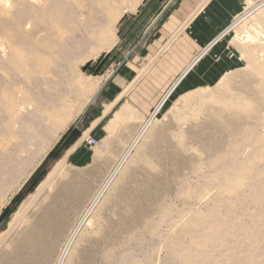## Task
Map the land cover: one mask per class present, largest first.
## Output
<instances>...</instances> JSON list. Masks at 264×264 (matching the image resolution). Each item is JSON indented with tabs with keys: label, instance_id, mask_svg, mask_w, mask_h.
<instances>
[{
	"label": "rangeland",
	"instance_id": "1",
	"mask_svg": "<svg viewBox=\"0 0 264 264\" xmlns=\"http://www.w3.org/2000/svg\"><path fill=\"white\" fill-rule=\"evenodd\" d=\"M166 1L175 11L182 5ZM131 2L0 0V217L38 172L0 220V264L41 217L49 225L42 231L53 238L42 241L29 264H55L102 187L61 264H264V0H241L229 26L197 56L196 63L203 61L177 83L194 58V46L181 35L189 13L179 14L188 17L180 28L177 20L169 24L166 37H156L171 15L161 16L159 4L156 21L144 26L150 15L138 23L124 13L115 45L98 55L102 33ZM152 37L155 50L142 54ZM125 58L135 60L134 83L143 80L133 93L135 109L105 119L99 145L77 149L87 163L74 165L70 151L64 153L77 138L72 132L99 115L105 100L96 93L73 122L78 130L72 124L44 168L45 157L25 180L51 143L53 123L65 122L64 98L83 104L87 91L79 83L119 69ZM159 89L166 92L156 99ZM143 93L156 99L154 109L135 126L125 123L148 111L135 105ZM148 119L146 133L106 183Z\"/></svg>",
	"mask_w": 264,
	"mask_h": 264
},
{
	"label": "crops",
	"instance_id": "2",
	"mask_svg": "<svg viewBox=\"0 0 264 264\" xmlns=\"http://www.w3.org/2000/svg\"><path fill=\"white\" fill-rule=\"evenodd\" d=\"M141 1L142 0H137V1L132 0V2L128 6H126V8L117 10V16L114 19V24L108 28L109 30L108 29L106 30L107 32L105 31L104 33H102V35L106 33L108 35L106 34L107 36L104 38L100 37L101 39L99 43L105 46V48L101 50V52L98 55H100L101 53L109 52L112 49V47L115 45L116 43V37H115L116 24H117V21L121 18V16L124 13H134L133 15H135V18L133 17L134 19H131V22H138V23L143 22L146 15H150V17L147 20H144V23H143V26H144V24H148V23L150 24V22H153V20L156 21V17L155 16L153 17L152 14L155 12L154 9H156L157 4H159V7L161 6V9L159 7L158 8L160 10H164L163 12H159L160 10L157 8V11L159 12V14L161 13V16L163 15L164 17L168 15V13H170L171 15L170 16L168 15L167 18L163 19V21L160 22L159 24L160 27H158L156 31V37H162V34H163V37H166L164 33L165 30L169 27V24H172V23L174 24L176 20L177 21L175 24H177L178 26L175 28H180L181 25L183 24L181 22H184V20L186 21L188 17L187 16L184 17L183 15V19H182V18H179L180 16L179 14L181 12L189 13L190 18L191 17L192 18L191 19L189 18L190 19L189 23L183 29L184 34H181V35H184L189 41H191L192 45L194 46L195 48L194 58L192 57V60H193L192 63L188 65V67L183 69V71L180 73V77L178 78V80H176L175 83H177L180 80V78H184L189 73H191V71H193L199 65V63L203 61L204 58L202 57L196 63L197 56H199V54L202 53V50L206 46H208L226 27L229 26L232 17L235 16V14L237 13V7L241 6V0H182L183 3H181L182 1L179 3L182 5L178 7L177 11H175L176 9L174 10L173 6L169 4L170 2L169 1L167 2L166 0H146L144 4H141L142 6L137 8V6H139ZM131 6L133 7L132 9L125 10L127 8H130ZM193 11H196L194 15H192ZM171 35L172 34H170L169 36ZM152 38H151L150 43L147 45V47L144 50L140 49L142 54L143 52L144 53L147 52V49L152 50L151 53L155 50V47L152 48V46L155 43L154 42L153 44H151L154 41V38L153 39ZM164 39L165 38H163V40ZM90 58L94 59L88 56L87 60ZM125 59L123 60L124 62L122 63L119 69L118 67L115 69H113V67H110L108 74H106L105 76L99 77V78H104V80L101 82L97 91L94 94H92L86 87L87 85L86 83H90L91 81H85L86 83L85 82L79 83V86L85 89L88 94L87 100L83 104H80L79 106H75L73 100L64 98V101H65L64 109L65 110L61 112V114L62 116H64L65 122L61 126L59 122L53 123V126H52L53 132L51 131L52 136L50 137L51 143L48 146V148L52 146L50 150H52L53 146H55L58 143V141H60V138L62 139L63 134L68 130L67 128H69L73 124V120L75 121L80 115L82 117V115L85 114L86 110L84 111V108L87 109L86 107L92 105V103L94 102L96 98V95H95L96 93L102 94V97L105 100L103 101L104 103L100 104L101 109H100L99 115L91 119L89 122L82 124V127L79 130L77 129V126L75 127V125H77V122L73 124L71 128V129L78 130L77 133H74L75 131H73L71 134L72 136L74 134L75 136H77V138L71 137L72 143L71 145H69V147L67 148L64 154L66 155L67 152L70 151L67 157L70 158L71 163H73L74 165L81 166V164L87 163L86 155H84L80 150H77V149L80 146V144H84L85 146H87L85 144V140L89 137L94 138L96 140L95 137H97L99 126H101L105 122V119H108L111 116V114L115 115L116 113L122 112V115H124L127 113L125 110H129V108L135 109L131 106V103L133 104V99H132L133 93L138 92L139 90L138 84L140 81H143V80L140 79L137 84L134 83L137 77L135 74L137 72L136 67L134 66L135 60L132 58L126 59V60ZM189 70L190 72H188ZM99 78L92 79V81H95ZM84 84H85V87H82L84 86ZM141 87H144V86H141ZM127 90L128 92H126ZM165 92L166 91H164V89L157 90L156 99L162 98L163 95L161 96V94H164ZM114 94L116 95L112 99V96ZM94 95L95 97L93 99L90 98V97H93ZM156 99H151L148 96V93L139 94L138 103L140 106L137 105L136 103L135 105L137 106V108L148 109V111H143L140 109L141 112H136L134 114L135 119H137L138 122L135 121V122H125V123L131 124L132 126L139 124V120L141 119V117H146L147 114H149L154 109V103ZM90 101L92 102L89 103ZM79 110H80V113H78ZM118 115L119 114H117V116ZM63 126L64 128L66 126V129L63 133H61L62 131L60 130ZM65 139L66 137L63 139V141H65ZM47 154L45 156H47ZM41 155H42V152L39 153V156Z\"/></svg>",
	"mask_w": 264,
	"mask_h": 264
},
{
	"label": "bare ground",
	"instance_id": "3",
	"mask_svg": "<svg viewBox=\"0 0 264 264\" xmlns=\"http://www.w3.org/2000/svg\"><path fill=\"white\" fill-rule=\"evenodd\" d=\"M2 1V0H1ZM88 1V0H87ZM99 1V0H98ZM118 1V0H117ZM137 1V0H136ZM109 2V1H108ZM137 3V2H136ZM99 4H101V3H99ZM138 4V3H137ZM104 5V4H103ZM107 5H108V3H107ZM110 5V4H109ZM133 5H135V4H133ZM98 6V5H97ZM120 6V5H119ZM138 7V6H137ZM120 8H123V7H120ZM126 8V7H125ZM133 7L131 6L130 8H127V9H125V10H129V9H132ZM98 9V8H97ZM108 9V8H107ZM121 10V9H120ZM98 11H100V9H98ZM101 11H103V9L101 10ZM101 11H100V13H101ZM106 11H108V10H106ZM112 11H114L113 9H112ZM89 12V11H88ZM109 12V11H108ZM117 12V11H116ZM123 12V11H122ZM99 13V12H98ZM102 14H104V12L103 13H101V15ZM91 16H92V14H90ZM107 16V15H106ZM112 16V15H111ZM105 17V16H104ZM106 18V17H105ZM96 19V18H95ZM111 19V18H110ZM114 19V18H113ZM106 20H107V18H106ZM96 21V20H95ZM108 22V21H107ZM118 22V21H117ZM97 29V28H96ZM109 30V29H108ZM88 31V30H87ZM102 31V30H101ZM107 32V31H106ZM112 32V31H111ZM104 33V32H103ZM107 34V33H106ZM108 35V34H107ZM89 36V35H88ZM94 36V35H93ZM99 36V35H98ZM99 39V38H98ZM46 42V41H45ZM38 44V43H37ZM36 44V45H37ZM40 47V46H39ZM49 47V46H48ZM48 50H50V49H48ZM206 50V49H205ZM98 52V51H97ZM91 59V58H90ZM104 80V78L103 79H97V80H95V81H91L90 83H86L87 85H86V87H87V89L92 93V94H94L96 91H97V89H98V87H99V85L101 84V82ZM82 84V83H81ZM82 87H85V84H84V86H82ZM9 95V94H8ZM23 95V94H22ZM88 95V94H87ZM90 95V94H89ZM23 97H24V95H23ZM90 98H92V97H90ZM14 100V99H13ZM65 102V101H64ZM10 103V102H9ZM13 103V102H12ZM8 104V103H7ZM6 104V105H7ZM18 104V103H17ZM20 105V104H19ZM22 105V104H21ZM20 105V106H21ZM15 106V105H14ZM18 106V105H17ZM16 106V107H17ZM8 107V106H7ZM15 108V107H14ZM18 108V107H17ZM85 109V108H84ZM17 110V109H16ZM6 111V110H5ZM8 112V111H7ZM7 112H6V115H7ZM9 113H13L12 111H10ZM17 113V112H16ZM75 113V112H74ZM78 113H80V110L78 111ZM10 114V115H11ZM13 114H15V113H13ZM13 114H12V118H14L13 117ZM9 119V118H8ZM15 119V118H14ZM13 119V120H14ZM152 119V118H151ZM151 119H148L146 122H145V124H144V126H142V128H141V130L139 131V133L137 134V136L135 137V139H134V141H133V143L131 142V146H129V148L127 149V151H126V153H124V155H123V157L121 158V160H120V162H119V164H117V166L115 167V169H114V172H113V174L108 178V180L106 181V183H108V182H110L111 180H112V178L115 176L114 174L116 173V171L119 169V167H120V165L123 163V161L126 159V157H127V155L131 152V150L135 147V145L137 144V141H139V139L146 133V130L149 128V124H150V122H151ZM12 120V121H13ZM20 120V119H19ZM9 122V121H8ZM73 122H74V120H73ZM5 123V122H4ZM16 123V122H15ZM49 124V123H48ZM51 125V124H50ZM226 126V125H225ZM13 127H14V125H13ZM50 127V126H49ZM4 128V127H3ZM9 128V127H8ZM65 129H66V126H65V128H64V126L61 128V130L60 131H62L61 133H63L64 131H65ZM68 129V128H67ZM52 131V130H51ZM53 132V131H52ZM3 133V132H2ZM8 133V132H7ZM55 133V132H54ZM60 135V134H59ZM11 137V136H10ZM5 139H8V138H6L5 137ZM12 141V140H11ZM256 145V144H255ZM52 147V146H51ZM51 147H47V148H45L44 150H43V152H42V155L40 156V157H38V159H37V161L35 162V166H34V168L31 170V172L25 177V180L28 178V176L31 174V173H33L32 171L40 164V162L44 159V157H45V155L50 151V148ZM235 151V150H234ZM253 153V152H252ZM39 155V154H38ZM234 158V157H233ZM61 162L62 161H59L58 163H57V167L59 168V166H60V164H61ZM258 166V165H257ZM53 172H55V171H52L51 173H53ZM231 179V178H230ZM25 180L22 182V184L25 182ZM256 182V181H255ZM262 182H263V180H262ZM105 183V184H106ZM21 184V185H22ZM249 184H251V183H249ZM20 185V186H21ZM20 186H19V188H20ZM18 188V189H19ZM104 188L105 187H102V189L98 192V194L95 196V198H94V200H93V202H92V204H91V206H89L90 208L87 210H85L84 212V217L82 218V221H80L79 223H78V225H77V227H76V229L73 231V234H72V236L70 237V239H68L67 240V242H66V245H65V248H64V250L61 252V254H60V256H59V258L57 259V261L55 262V264H61L62 263V261H63V257H64V255H65V253L67 252V249H68V247H69V245H71V241L73 240V238L75 237V235L77 234V232H78V230H79V228L81 227V223L86 219V216L88 215L87 213L89 212V210H91V208L97 203V201L99 200V198H100V196L102 195V193H103V191H104ZM245 188H247V187H245ZM17 192V191H16ZM15 192V193H16ZM258 193V192H257ZM12 197V196H11ZM258 198V197H257ZM256 200H258V199H256ZM236 205V204H235ZM251 205V204H250ZM248 207V206H247ZM260 207V206H259ZM260 210V209H259ZM90 213V212H89ZM244 215V214H243ZM262 215V214H261ZM225 216V215H224ZM230 216V215H229ZM44 219L45 220H55V218H53V217H44ZM264 219V218H263ZM262 221V220H261ZM39 222V223H38ZM222 223V222H221ZM229 224V223H228ZM49 225H48V223L45 221V223L43 224V219H42V217L41 218H39V219H37V223H33L31 226H29L28 227V229H27V232L26 231H24V232H26V234L24 233V232H22V233H24L25 235L22 237V239L19 241V244L18 245H15V247L13 248V250L10 252V254L6 257V258H3L4 259V264H29V263H32V262H34V260L33 259H30V256H38V253H40L41 252V246H43V245H45V244H42V241L43 240H45L46 242H49L50 241V239H52L53 238V233H44L43 231H42V228L43 227H48ZM50 227H52V226H50ZM218 227V226H217ZM26 229V228H25ZM240 230V229H239ZM22 233H20V234H22ZM153 233V232H152ZM215 233V232H214ZM193 235V234H192ZM19 236H22V235H19ZM49 237H50V239H49ZM52 237V238H51ZM235 237V236H234ZM207 239H209V238H207ZM225 239V238H224ZM207 241H209V240H207ZM175 242V241H174ZM226 242V241H225ZM174 245V244H173ZM239 247V246H238ZM180 248V247H179ZM188 248V247H187ZM209 248H210V246H209ZM229 248V247H228ZM174 250H176V249H174ZM241 251H243V250H241ZM259 253V252H258ZM201 256V255H200ZM208 256V255H207ZM235 256V255H234ZM254 257V256H253ZM190 259V258H189ZM2 260V259H1ZM1 260H0V263H1ZM36 260V259H35ZM230 260V259H229ZM3 262V261H2ZM204 263V262H203Z\"/></svg>",
	"mask_w": 264,
	"mask_h": 264
},
{
	"label": "trees",
	"instance_id": "4",
	"mask_svg": "<svg viewBox=\"0 0 264 264\" xmlns=\"http://www.w3.org/2000/svg\"><path fill=\"white\" fill-rule=\"evenodd\" d=\"M64 138H65V137H64ZM64 138H62L60 142H62ZM52 156H53V154H51L49 157H46L47 159L44 161L43 164H41L40 167L44 168L45 164L48 162V160H49ZM35 173H36V174H34V175L31 177V179L27 182V184L23 187V189L19 192V194H18V195L12 200V202L10 203V205H9L7 208L4 209V211H3V213H2V215H1V217H0V220H2V219H3V218H4V217L10 212V210L14 207V205L16 204V202H17L20 198H22V196H24L25 194H27V193L30 191V189H31V187H32V185H33V183H34V181L36 180V178H37V176H38V172H35Z\"/></svg>",
	"mask_w": 264,
	"mask_h": 264
},
{
	"label": "built area",
	"instance_id": "5",
	"mask_svg": "<svg viewBox=\"0 0 264 264\" xmlns=\"http://www.w3.org/2000/svg\"><path fill=\"white\" fill-rule=\"evenodd\" d=\"M85 144L90 148H96L99 145L98 141L91 137L85 140Z\"/></svg>",
	"mask_w": 264,
	"mask_h": 264
},
{
	"label": "water",
	"instance_id": "6",
	"mask_svg": "<svg viewBox=\"0 0 264 264\" xmlns=\"http://www.w3.org/2000/svg\"><path fill=\"white\" fill-rule=\"evenodd\" d=\"M60 139H61V138H60ZM45 158H46V156H45ZM45 158H44V159H45ZM44 159H43V160H44ZM42 162H43V161H42ZM42 162H41V163H42ZM41 163H40V164H41ZM37 168H38V167H37ZM34 172H35V170H34ZM34 172H33V173H34Z\"/></svg>",
	"mask_w": 264,
	"mask_h": 264
}]
</instances>
